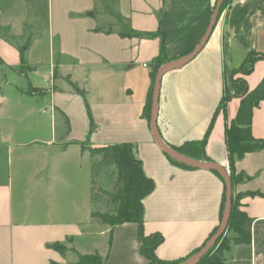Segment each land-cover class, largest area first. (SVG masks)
<instances>
[{
    "label": "crops",
    "instance_id": "1",
    "mask_svg": "<svg viewBox=\"0 0 264 264\" xmlns=\"http://www.w3.org/2000/svg\"><path fill=\"white\" fill-rule=\"evenodd\" d=\"M95 1L0 0V58L5 66L21 67L19 47L29 43L26 68L35 71L39 65L34 64L38 62L29 59L34 34L29 36L27 43L24 40L27 31L46 19L51 38L50 53L59 51L57 62L53 57L47 73L53 83L62 77L59 69L68 68L65 72L68 82L88 94L86 83L91 77L96 80L115 78L119 74L126 76L136 65L148 69L137 91L130 83L114 91L110 88L105 91L106 103L95 106L100 127L93 136L107 129L109 134L103 146L134 145L146 175L155 182V190L143 200L144 232L164 238L156 249L158 258L178 260L200 247L218 226L224 184L212 171L174 164L157 146L145 107L152 83L150 63L159 55L161 39L122 38L119 34L130 30L140 34L161 31L166 34L168 57L178 60L201 41L218 0H99L102 4L99 11ZM56 36L58 47L54 48L52 39ZM17 38L24 43L21 45L14 40ZM251 51L264 54V0H231L200 53L162 79L157 124L168 146L179 147L186 141L205 137L225 91L231 90L229 75L242 66ZM50 68L56 70L55 76ZM74 68L85 72L82 86H78L80 80L70 70ZM237 76L246 81L250 90L254 89L264 77V60H257L251 73ZM0 101H3L1 97ZM239 106L240 98L232 97L226 108L217 113L206 144L209 161L226 170L225 130L228 122L236 117ZM252 133L258 139L264 138V101L254 109ZM96 140L102 141L98 137ZM2 149L3 144H0V153ZM62 150L66 151L67 147ZM81 150L90 153L83 151V147ZM236 169L249 177L237 184L235 191L244 194L241 209L253 219L252 241L232 244L225 254L224 264H264V197L248 195L264 194V150L245 155L236 162ZM42 174L38 168L29 174L28 180L33 183L30 197H51L48 204L55 207V212H62L61 202L67 203V200H61L68 195L54 190L61 176L56 172L47 173V182L43 184L39 178ZM7 176L2 180L0 174V264L74 263L79 255L94 252L105 258L106 264L147 263L140 252L136 224L112 228L93 222L91 209L88 210L89 221L77 222L79 227L52 221L57 219L56 214L36 220L29 211L15 210L14 180L11 174ZM73 206L78 208L75 202ZM48 209L53 211V208ZM228 236L233 238L237 234L230 232ZM84 239L90 240L92 250L82 244ZM57 242L75 251L70 250L62 256L48 248L49 244Z\"/></svg>",
    "mask_w": 264,
    "mask_h": 264
},
{
    "label": "rangeland",
    "instance_id": "2",
    "mask_svg": "<svg viewBox=\"0 0 264 264\" xmlns=\"http://www.w3.org/2000/svg\"><path fill=\"white\" fill-rule=\"evenodd\" d=\"M95 3L97 11L102 10L101 2L96 0ZM32 34L35 41L29 59L38 62L34 64V66L39 65L35 71L27 70L26 66L8 67L0 64V97L3 99L0 101V144H3L0 153V174L2 180L8 178L9 174L14 180L16 192L14 202L17 212L29 211L32 218L36 220L56 214L57 219L52 221L68 225L75 224L79 227L77 222L81 224L89 221V209L111 213L113 205L107 191L116 190L114 187L117 181L116 169L113 166L105 168L95 178L94 195L97 200L92 201V166L99 164L100 157L82 153L81 149L82 147L89 149V146L102 147L109 134L107 129L101 130L97 137L102 141L96 140L97 137L93 136L96 128L98 130L100 127L95 115V109L96 111L98 109L95 106L106 103L107 95L103 94L109 88L110 91H114L130 83L132 89L137 91L136 88L142 84L148 69L143 68L142 65H136L129 74H125L126 76L119 74L115 78L106 77L96 80L91 77L86 83L88 94L84 95L68 82L65 75L68 68L59 69L62 77L57 78L55 83L51 81V75L50 77L47 75L49 66H52L53 57L57 62L59 51L52 50L50 53L51 38L46 19L38 27L27 31L24 42L27 43ZM58 39L57 36L52 39L54 48L58 47ZM14 40L21 45L24 43L19 38ZM70 70L74 77L80 80L78 86H82L81 80L85 73L83 69ZM51 71L55 76L56 70L51 69ZM237 75L230 74L228 81L231 83L233 79H240L241 77ZM66 91L70 93L64 94ZM87 105L89 109H86ZM99 109L103 110V108ZM66 118L69 125L70 122L72 123L71 133ZM5 140L8 144L3 143ZM70 142L74 143L70 144ZM37 147L45 149L39 150ZM65 147L67 150L63 151L62 148ZM37 168L43 173L39 177L43 184L47 182L45 175L47 173L56 172L61 176L55 183L54 190L68 195L61 200H67V203L61 202L64 205L62 212H55V207L48 204V199L51 197H30L29 192L33 191V183L28 180V177ZM45 188L47 187L43 189ZM73 202L78 205L77 209H74ZM48 208H53V211L49 212ZM99 240L101 244V238ZM89 242L90 240L84 239L82 244L92 250Z\"/></svg>",
    "mask_w": 264,
    "mask_h": 264
},
{
    "label": "trees",
    "instance_id": "3",
    "mask_svg": "<svg viewBox=\"0 0 264 264\" xmlns=\"http://www.w3.org/2000/svg\"><path fill=\"white\" fill-rule=\"evenodd\" d=\"M231 0H225L221 6L220 14L225 10ZM106 2V0H104ZM217 4V1H216ZM214 6V9L216 7ZM105 8H109L105 5ZM214 11V10H213ZM122 38H134L140 36H146L150 38L159 37L161 39L159 55L150 63V75H151V87L148 93V98L145 107V116L150 122L152 96L154 81L158 70L165 64L170 63L176 58H169L166 48V34L157 31L154 33L140 34L137 31L130 30L126 32H120ZM199 44V43H198ZM29 48V43L24 47H19L21 64L26 66V51ZM195 48V46H194ZM192 50L184 54L183 56L191 53ZM263 59L264 54L260 55L255 51L248 53V56L242 66L232 72L233 76L237 74L247 75L252 72L254 64L257 60ZM0 64H3V60L0 58ZM233 78V77H232ZM79 92V91H78ZM85 95V92L81 91ZM232 97L240 98V106L236 117L229 121L225 130V141L228 152V168L227 172L230 175L232 183V207L230 218L228 221L227 229L225 233L217 240L216 244L210 251L201 259L198 264H224L225 254L230 250L232 244H250L252 241V223L253 219L241 209V199L244 194L236 193L235 187L237 184L249 179L242 172H237L236 162L242 159L245 155L260 152L264 150V138L258 139L254 137L252 133V121L253 112L261 102L264 101V77L261 82L252 90H250L246 84V81L242 78L232 80L231 90H227L222 97L220 104L212 118L209 129L202 140L186 141L179 147H173L179 153L188 156L192 159L200 161L204 159L206 162H210L206 155V144L214 124L217 113L224 110L227 103ZM87 108L89 109L88 105ZM66 123L69 125V121L66 118ZM83 151L90 152L92 157H100L98 165L92 166V201L96 202V196L94 195L95 178L99 176L101 171L105 168L115 167L117 181L114 184L115 191L108 192L113 210L111 213H101L98 211H92L91 219L93 222L110 225L112 228L123 224H136L138 227V240L140 242V252L142 256L147 260L146 264H180L188 258L198 253L204 245L217 233L225 210L226 202V185L223 177L217 171H212L216 174L224 184V192L220 205V222L218 226L214 228L206 241L198 248L193 250L186 257L178 260H162L156 255V249L160 246L164 238L160 234L146 235L143 228L144 221V205L143 200L148 197L155 190V182L149 178L143 168L141 159L137 156L136 148L131 143H121L106 145L103 147L89 148L83 147ZM166 155V154H165ZM166 157L174 164L194 169L187 166L169 156ZM250 196H262V193H249ZM233 232L237 234L236 237H229L228 234ZM113 232L110 234V244L112 241ZM48 248L58 251L62 256H65L70 250L66 245L62 243L49 244ZM75 251V250H73ZM49 264H106V259L99 253L79 255V259L74 263H59L56 261H50Z\"/></svg>",
    "mask_w": 264,
    "mask_h": 264
},
{
    "label": "water",
    "instance_id": "4",
    "mask_svg": "<svg viewBox=\"0 0 264 264\" xmlns=\"http://www.w3.org/2000/svg\"><path fill=\"white\" fill-rule=\"evenodd\" d=\"M225 0H218L216 7L213 11L209 26L202 37L199 44L194 48V50L183 56L182 58L163 65L157 72L155 81H154V88H153V96H152V107H151V118H150V127L151 132L154 137V140L157 146L163 151L164 154L167 156L187 165L194 169L206 170V171H217L223 177L226 185V202H225V210L223 214V219L221 225L217 231V233L204 245V247L195 255L188 258L187 260L183 261L180 264H198L201 259L214 247L217 240L225 233L228 225V221L230 218L231 207H232V183L231 178L227 170L218 164L206 162L204 159L200 161L192 159L188 156H185L172 147L168 146L165 141L163 140L159 129H158V111H159V99H160V91H161V84L163 77L170 71L180 69L191 62L203 49V47L208 42L214 27L217 24L218 17L220 14L221 6Z\"/></svg>",
    "mask_w": 264,
    "mask_h": 264
}]
</instances>
